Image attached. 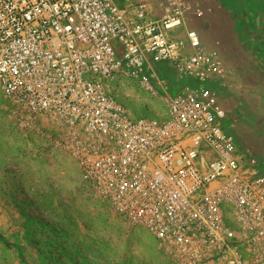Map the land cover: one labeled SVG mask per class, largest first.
<instances>
[{"label": "built area", "instance_id": "2783aa9c", "mask_svg": "<svg viewBox=\"0 0 264 264\" xmlns=\"http://www.w3.org/2000/svg\"><path fill=\"white\" fill-rule=\"evenodd\" d=\"M192 11L184 0H0V91L65 127L56 144L101 205L173 264H264V172L203 86L223 65L195 30L190 54L172 37ZM163 64L195 83L170 80ZM119 82L165 116H133L114 95Z\"/></svg>", "mask_w": 264, "mask_h": 264}, {"label": "rangeland", "instance_id": "374dc122", "mask_svg": "<svg viewBox=\"0 0 264 264\" xmlns=\"http://www.w3.org/2000/svg\"><path fill=\"white\" fill-rule=\"evenodd\" d=\"M165 74L188 83L174 70ZM203 86L211 87L208 81ZM113 91L135 117L165 116L159 102L129 83ZM67 132L51 117L27 114L0 91V264H173L145 229L101 205L75 155L56 144Z\"/></svg>", "mask_w": 264, "mask_h": 264}, {"label": "crops", "instance_id": "0c3cea01", "mask_svg": "<svg viewBox=\"0 0 264 264\" xmlns=\"http://www.w3.org/2000/svg\"><path fill=\"white\" fill-rule=\"evenodd\" d=\"M192 9L172 37L187 46L185 33L195 30L204 51L217 52L224 74L211 79L221 105L229 107L228 132L238 150L264 172V40L261 0H184ZM178 80L179 77L177 76ZM195 83L192 79H182ZM181 80V81H182Z\"/></svg>", "mask_w": 264, "mask_h": 264}]
</instances>
